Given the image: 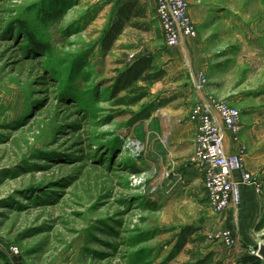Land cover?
<instances>
[{
    "label": "rangeland",
    "instance_id": "1",
    "mask_svg": "<svg viewBox=\"0 0 264 264\" xmlns=\"http://www.w3.org/2000/svg\"><path fill=\"white\" fill-rule=\"evenodd\" d=\"M62 1L55 8L52 0H0V264H188L196 252L239 264L256 255L264 203L246 241L227 247L211 239L231 225L216 220L221 213L206 194L156 189L158 175L135 151L131 114L117 113L109 99L116 68L142 46L166 47L152 3L143 20L149 29L127 27L104 53L101 38L126 0ZM187 1L198 12L210 5L202 26L194 21L208 49H239L225 84L264 82V0ZM213 3L223 5L221 17ZM58 9L60 19L45 15ZM26 27L50 43V53L33 46ZM186 225L200 229L199 240L177 252Z\"/></svg>",
    "mask_w": 264,
    "mask_h": 264
},
{
    "label": "crops",
    "instance_id": "2",
    "mask_svg": "<svg viewBox=\"0 0 264 264\" xmlns=\"http://www.w3.org/2000/svg\"><path fill=\"white\" fill-rule=\"evenodd\" d=\"M139 2L145 6L147 2H151L157 16V0ZM200 4V12L194 6L190 7V16L198 27L202 26L201 22L206 18L205 12L208 13L210 6ZM211 6L217 17L224 14L216 8L223 5L213 3ZM223 11L230 10L223 8ZM126 32L127 29L118 42ZM200 38V33L196 37L185 36L182 43L175 47L166 46L161 49L142 46L135 52L137 57L143 54L154 55L157 64L163 66L167 74L151 88L152 100L158 104L157 108L148 119L131 127L132 134L141 147L139 156L144 159L143 165L154 168L158 175L156 189H161L168 197L180 191L186 197L195 199L206 194L209 204L204 177L200 169L190 162L198 125L190 116L198 103L207 102L213 94L239 108L241 129L237 136L220 121L225 134L226 152L234 155L243 151L247 169L257 176L263 188L258 193L252 185L243 184L242 203L222 212L216 220L222 219L223 224L231 225L238 239L246 241L245 233L254 223L264 203V82L256 86L240 84L244 86L243 89L233 87L231 82L225 84L228 81L227 73L234 68L235 59L232 56L237 57L239 49L235 46L229 47L227 51L210 50ZM261 50L264 53V49ZM226 53L231 56L226 58ZM252 69L251 73L248 69V76L253 73ZM254 69L258 70L257 67ZM200 72H204L208 78L207 87L203 91H198L195 86ZM212 112L218 117L215 110Z\"/></svg>",
    "mask_w": 264,
    "mask_h": 264
},
{
    "label": "built area",
    "instance_id": "3",
    "mask_svg": "<svg viewBox=\"0 0 264 264\" xmlns=\"http://www.w3.org/2000/svg\"><path fill=\"white\" fill-rule=\"evenodd\" d=\"M157 19L167 47L178 46L185 36L194 37L197 34L187 0H157ZM207 84V75L200 72L196 89L203 91ZM212 110L216 111L218 117L212 114ZM190 117L198 123L190 162L200 169L204 177L210 209L220 214L232 206H239L242 203L243 184L252 185L260 193L262 183L247 169L243 151L231 155L225 148V134L220 121L237 136L241 129L240 109L223 99L210 96L207 102H200L194 107ZM133 143L139 156L141 147L136 141ZM210 238L231 247L236 243L237 235L232 228L226 227L215 230Z\"/></svg>",
    "mask_w": 264,
    "mask_h": 264
},
{
    "label": "trees",
    "instance_id": "4",
    "mask_svg": "<svg viewBox=\"0 0 264 264\" xmlns=\"http://www.w3.org/2000/svg\"><path fill=\"white\" fill-rule=\"evenodd\" d=\"M61 1L52 0V7L57 8L61 4ZM64 13L65 11H60V9L56 11H45L47 18L56 19L62 18ZM147 17V7L140 3L139 0H128L118 4L116 7V18L106 28L101 38L100 44L102 51L104 53L110 52L127 27L148 30V23L143 21ZM19 24L22 27L27 26L23 22ZM26 29L28 30L29 38L33 46L39 52L44 55L51 52L52 49L49 42L39 39L32 30H29V27H26ZM166 74L167 70L163 66L158 65L156 57L151 54L140 55L124 67L116 68L115 75L111 78V84L107 91L113 105L119 108L117 113L131 114L129 126L148 119L157 108L158 104L150 99L152 98L151 88L155 83L161 81ZM147 99L150 100L146 104H143L138 112L129 109ZM132 169L134 171L138 170L134 167ZM199 230V228L192 225H186L177 237L176 251L183 250L190 243H197L199 240ZM214 255V252H209L204 255L198 252L193 253L192 259L188 264H216ZM239 264H262V259L257 255H249L240 259Z\"/></svg>",
    "mask_w": 264,
    "mask_h": 264
},
{
    "label": "water",
    "instance_id": "5",
    "mask_svg": "<svg viewBox=\"0 0 264 264\" xmlns=\"http://www.w3.org/2000/svg\"><path fill=\"white\" fill-rule=\"evenodd\" d=\"M258 257H260L262 259V261L264 262V243H260L258 248H257V252L255 253Z\"/></svg>",
    "mask_w": 264,
    "mask_h": 264
}]
</instances>
